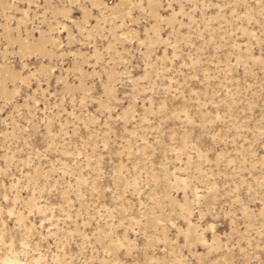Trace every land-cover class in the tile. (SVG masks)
<instances>
[{
    "label": "snow or ice",
    "instance_id": "1",
    "mask_svg": "<svg viewBox=\"0 0 264 264\" xmlns=\"http://www.w3.org/2000/svg\"><path fill=\"white\" fill-rule=\"evenodd\" d=\"M0 264H264V0H0Z\"/></svg>",
    "mask_w": 264,
    "mask_h": 264
},
{
    "label": "rangeland",
    "instance_id": "2",
    "mask_svg": "<svg viewBox=\"0 0 264 264\" xmlns=\"http://www.w3.org/2000/svg\"><path fill=\"white\" fill-rule=\"evenodd\" d=\"M181 196L183 195L182 193L180 194ZM221 228H223V225L221 224V225H219Z\"/></svg>",
    "mask_w": 264,
    "mask_h": 264
}]
</instances>
